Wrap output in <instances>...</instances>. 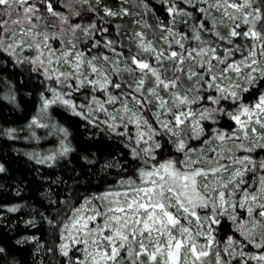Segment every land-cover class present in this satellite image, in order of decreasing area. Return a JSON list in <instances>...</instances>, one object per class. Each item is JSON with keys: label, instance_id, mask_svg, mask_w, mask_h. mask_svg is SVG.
<instances>
[{"label": "snow or ice", "instance_id": "6c2138e0", "mask_svg": "<svg viewBox=\"0 0 264 264\" xmlns=\"http://www.w3.org/2000/svg\"><path fill=\"white\" fill-rule=\"evenodd\" d=\"M160 3L168 19L157 17L152 38L133 28L125 54L109 21L140 16L128 0H0L2 95L19 107L17 90L31 87L39 103L27 126L60 136L27 153L49 166L33 178L50 239L16 242L33 264H264V0ZM57 105L130 159L74 145L51 119Z\"/></svg>", "mask_w": 264, "mask_h": 264}, {"label": "trees", "instance_id": "16d2710c", "mask_svg": "<svg viewBox=\"0 0 264 264\" xmlns=\"http://www.w3.org/2000/svg\"><path fill=\"white\" fill-rule=\"evenodd\" d=\"M113 4H119V0H110ZM149 5L155 11L149 10L144 13L141 5V0H129L126 6L131 7L132 12L137 11L140 16L132 15L125 16L109 21L110 30L114 33L117 25L120 26L121 36L124 37L123 50L127 54L129 45L128 35H131L133 28H142L152 38L157 25V17L162 20L168 19V14L160 0H148ZM143 17L146 24L134 25L133 20H139ZM146 25H152L148 28ZM181 31H184L182 24L177 25ZM99 37V34H97ZM119 47V46H118ZM135 44H132V51H135ZM130 82V77H125ZM23 84V81H21ZM126 87V85H125ZM5 86L0 84V133L7 127L16 129L14 136L8 137L0 135V163H5L7 171L0 173V246L8 249L7 254H0V264H8L15 258L17 264H33V255L31 248L22 244H17V240L23 234L36 235L40 239H50L51 230L46 222L41 221L39 213L42 210L41 190L38 188L37 181L33 178V168L43 170L47 173L48 165H37L27 155L29 152H47L54 147L60 136L57 135L55 129L49 127L34 126L29 128L28 122L32 115L37 114L38 99L31 87H23L17 90V107L15 104L4 99L2 93ZM123 90V89H122ZM39 89H36L38 92ZM86 92H81L79 97H74L78 102H85L83 97ZM51 119L58 121L69 129L71 142L74 145H79L81 148L95 145L101 149V154L111 152V155L124 156L125 161L130 159L126 156L124 145L118 139L108 136L101 129L100 134L93 133L90 137L84 132V128L88 129L90 124L86 123L83 117H79L62 106H53L50 109ZM32 132L36 133L39 139L32 136ZM29 137V139H25ZM119 156L117 158L119 159ZM72 159L76 163H80L78 156L73 153ZM99 167V165H97ZM95 180V177H93ZM20 185L22 190L17 189ZM4 204H20L15 212L2 207ZM36 217L34 223H24ZM31 244V243H29ZM35 247L34 244L31 245ZM39 259V257H36ZM47 259V257H45Z\"/></svg>", "mask_w": 264, "mask_h": 264}, {"label": "rangeland", "instance_id": "374dc122", "mask_svg": "<svg viewBox=\"0 0 264 264\" xmlns=\"http://www.w3.org/2000/svg\"><path fill=\"white\" fill-rule=\"evenodd\" d=\"M119 1H121V0H119ZM128 4H129V0H128ZM133 13H137V11H134ZM98 94H100L99 91H98ZM99 116H100V118L102 120L103 119V114H99ZM88 130L92 131V126L91 125L88 126ZM24 235H28V234H23L21 236H24ZM29 243H31V242H29Z\"/></svg>", "mask_w": 264, "mask_h": 264}]
</instances>
